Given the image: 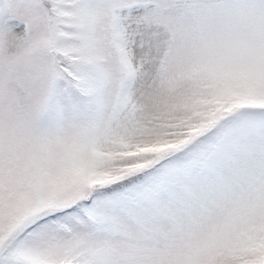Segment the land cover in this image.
Listing matches in <instances>:
<instances>
[{
	"label": "snow or ice",
	"instance_id": "obj_1",
	"mask_svg": "<svg viewBox=\"0 0 264 264\" xmlns=\"http://www.w3.org/2000/svg\"><path fill=\"white\" fill-rule=\"evenodd\" d=\"M0 264H264V0H0Z\"/></svg>",
	"mask_w": 264,
	"mask_h": 264
}]
</instances>
